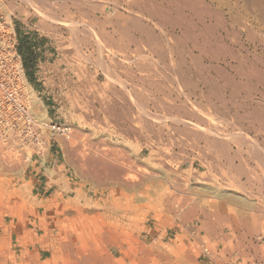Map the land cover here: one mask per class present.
<instances>
[{"label": "crops", "instance_id": "1", "mask_svg": "<svg viewBox=\"0 0 264 264\" xmlns=\"http://www.w3.org/2000/svg\"><path fill=\"white\" fill-rule=\"evenodd\" d=\"M64 1L59 0L62 6L60 12L67 10ZM111 1L92 0L91 3V0H82L81 4L87 6L91 3V13L85 8L83 12L92 19L99 40L115 51L111 56L114 62L112 65L98 52H94L91 61L86 62L88 53L92 51L89 48L86 50L81 39L79 41L77 37H72L66 27H57L50 20L47 25L52 27L43 29L37 22L31 23L18 17L19 22L15 24L14 21V25L25 77L28 81L32 77L33 82H29L38 93L42 91L46 96V109L52 118L73 123L79 122L81 115L87 121L91 118L97 122L99 131L94 134L99 142L118 143L120 147L116 148L122 150L125 156L146 161V165H149L147 160L153 151L149 140L161 139L159 128L153 125L152 130L149 126L152 124L147 116L148 108H155L158 112L165 107L174 110L173 113L176 112L182 119L179 116V119L174 117L178 121L173 119L178 123L173 128L174 138L179 143L173 155L177 160L185 161L172 165L170 170L174 174L171 186H154L145 180L143 192H139L138 197L133 199L118 194L117 191L106 192L103 189H95L89 193L86 186L72 174L75 168L62 149L51 147L44 159L33 156L30 166L20 179L0 182V188H12L10 197L8 190L0 191V264H65L63 258L72 254L81 258L78 264H264V210L247 208V201L243 196L226 193V197L222 195V198L217 199L219 205L216 207H196V201L188 199L187 206L181 212L180 208L173 206L162 207L170 198L173 202L176 197L179 198L177 189L185 187L182 178L191 177L194 182L203 174L212 179L218 173L212 167L217 164L215 159L196 157V118L191 102L198 101L201 106H220V119H226L223 121L226 123V108L230 102L238 113V123L264 124V105H255L252 101L256 93L264 92V76L253 67L238 71L239 75L229 73L225 66L227 56L212 53L213 48L208 45L212 40L205 38L200 42L197 39L196 35L199 33L193 26L197 13L202 16L206 10L202 3L189 0ZM191 5H194L193 9ZM168 37L174 40L173 43L167 41ZM20 44L22 52L19 50ZM194 44L202 47L200 54L193 52ZM156 46L160 47L156 49ZM152 60L155 61L154 64ZM108 68L121 77L124 76V71L137 70L141 75L140 83L126 86L111 83L106 76ZM221 68L224 70L222 75L232 79L231 82L236 83V87L227 82L228 77L224 80L221 72L218 74ZM148 73L157 75L162 80L153 83L142 78L144 75L148 76ZM169 76L172 77L171 85L166 78ZM175 77L177 80H174ZM255 77H260V81ZM133 96L136 98L135 103L132 101ZM217 101L219 104L215 105ZM82 108L92 111V114L82 113ZM102 108L106 109L105 112L101 111ZM135 108L141 111L146 109L144 113L141 112L143 127L139 132L132 127ZM96 110L99 111L98 116L95 114ZM169 120L173 121L171 117ZM248 127L250 130L251 127ZM244 133L249 137H242L243 140L238 144L240 147L236 149L239 153L237 156L228 154L222 137L214 138L215 144L209 137L210 146H214V152L211 153L220 156L221 164L233 163L232 174L248 171L247 164L262 173L264 132L258 133V136L251 130ZM249 153L252 155V162L239 158L250 155ZM228 156L232 157L225 158ZM110 169L111 166L108 167L109 171ZM124 169L126 170L119 166L118 171H125ZM262 182L260 187H264V180ZM16 184L23 186V192L14 189ZM200 186H189L191 193L187 196L194 197L196 189L206 193L203 195L204 199H211L217 193L212 187ZM152 188H156L154 200L148 197V193L153 192ZM166 198L168 200L165 201ZM24 204H27L26 210L22 209ZM25 211L26 221H22L20 216ZM168 219L173 220V224H167ZM97 221L105 226L99 228L95 224ZM148 221H154L153 225ZM68 224H74L75 231L70 232L65 226ZM147 241L152 242L148 244Z\"/></svg>", "mask_w": 264, "mask_h": 264}, {"label": "rangeland", "instance_id": "2", "mask_svg": "<svg viewBox=\"0 0 264 264\" xmlns=\"http://www.w3.org/2000/svg\"><path fill=\"white\" fill-rule=\"evenodd\" d=\"M81 1L82 0H65L64 6L66 7L67 10L66 12H63V11L60 12V9L62 6L60 5L59 0H37V1L36 0H1L2 7L5 12L6 18L9 19V14H10V17H12L13 23L15 21V24L19 22L18 21V17H19V18L28 20L31 23L37 22L38 26L44 29V28H47V23L51 19V17H48L46 15L52 16L53 14L51 21H53L57 27L62 26V25H63L62 27H66L72 36H74L75 38L77 37L79 41L81 39L80 42L83 43V46L86 50L89 48L92 51L91 53H88V56L89 55L90 56L88 57L87 59L88 61L86 60V62L91 61V57L94 52H99V54H101L103 58L106 57L105 59L106 61H108L107 63L112 65L113 61L111 59V56L115 54V51L111 47H106V45L102 43L99 40V38H97L98 36L95 33L94 27L92 28L93 26L92 19L89 17L88 14L85 15L83 12V8H85L86 10H90V13H91L92 11L91 3L93 2L91 0V3L85 6L81 4ZM189 1H192L198 4L202 3L206 7V10L204 13H202V16H200V13H197L196 15L197 17L195 16V20H196L195 27L199 33L198 35H196V37H198L197 39L200 42H202L205 38L215 41L214 39V36H215L217 37V40L221 42H225L226 45L228 44L227 46L229 47V53L227 54V62H226V67L228 68V72L233 73V74H238V71H242L243 69H251L253 67L257 69L258 71H260V73L264 76V39H263L264 38V23H263L264 22V0H194V1L189 0ZM36 6L38 7L39 10L36 8ZM216 12L218 13L220 12L219 15ZM216 15H218L217 18L215 17ZM54 16L55 18H53ZM54 19H58V21ZM232 20H234L235 22ZM74 22L76 24H74ZM209 23L211 26L209 25ZM209 27L212 28L211 29L212 31H210ZM236 30L237 31L239 30V31L237 32ZM252 31L253 33H251ZM255 34H257V36ZM167 41L170 43H173L174 40L168 37ZM196 46L197 48L194 49L193 52L198 53L199 45L196 44ZM190 47L192 48V43L190 44ZM221 53H223L224 55L226 54L224 51H222ZM217 54L218 53H216L215 55ZM230 54H233L234 56ZM105 59L103 60L105 61ZM152 62L153 64L155 63L154 60H152ZM235 69L237 70V72ZM136 71L137 70H134V69L131 71L130 70L124 71L123 73L124 76L121 77L119 74H117L114 71L112 72L109 69V73H107V77L110 80V82L114 84H116L118 80L119 81L117 83L119 84H127V85L139 84L141 75L140 73H138L139 71L137 72ZM142 78L144 79L147 78L149 82L154 81L153 83L157 82V80H160V79L162 80V78L158 77L157 75H150V74H148V76L144 75ZM166 78L167 79L169 78L168 79L169 85H171L172 77L169 76ZM175 80H177L176 77H175ZM27 83L28 85L31 86L33 91H35L37 98H39L42 101L43 107L46 108L47 102H45L46 96H44V93L42 91L41 93H38L35 86L32 85L28 80H27ZM29 93H30V90H29ZM228 94H230V91H228ZM254 96L255 97L253 98L252 101L255 105L256 104L264 105V92L259 91ZM135 100L136 98L133 96L132 101L135 102ZM235 102L236 101L234 100V103ZM218 104L219 102L217 101L215 105H218ZM31 105H32V102H31ZM213 106H201L199 102L197 101L193 102L192 104V108L194 111H196L195 112L196 115L197 116L199 115L198 117H200L199 119L198 117L196 118L198 120H201L200 122L197 120L196 121L197 123L195 124L196 132L198 134L197 135L198 140L196 139V152L195 153H196L197 159H204V158L216 159L217 164H213L212 167L215 170H218V173L214 175L212 174L213 175L212 179H209V177H206L205 174H203L201 178L197 177L194 182L191 181V177L182 178V180L185 182V187H179L177 189L179 191V198L176 197L174 202L172 201V198H170L169 199L170 201L167 202L166 200L168 199L166 198L165 199L166 202L163 203L162 207L170 208L173 206V207H176L177 209L180 208V212H181L182 209L187 206L189 202L188 199H194L196 201V205L198 206L207 205L209 207H216L219 205L217 199H219L222 195L226 193L232 192V193L237 194L238 196H243L245 199H247L246 200L248 201L247 208L264 210V187H260L261 183H263L262 181L264 180V172L262 173L257 172L258 171L257 169L247 164L246 168L249 169L248 171L237 173V174L236 173L232 174L231 170L234 168V164L233 163L226 164L225 162L221 164L219 162L220 156L213 155L211 153V151L214 152V149L212 147L213 145L209 147V141H208V137L210 138L213 137L212 140L214 138L219 139L222 137L223 141H225L226 145H228L227 147L228 154H232V156L234 157L235 154H239L237 153L238 151L236 150L238 143L242 141L241 139L244 135L247 136L244 132H249L251 130L252 132L256 133L255 136H258L259 135L258 133L264 132V124L243 125L241 123H238L236 120L237 111L235 110V108L231 107L230 102L228 104V108H226V112H227L226 114L228 115V121L227 123L223 122L224 120L220 119V106L218 107L217 106L213 107ZM37 108L39 110H42L40 106H38ZM81 110H82V113H87L89 115L92 114V111L90 110L83 109V108ZM104 110L106 109L102 108L101 111L105 112ZM140 110L138 108L133 109V112H134L133 118H135V120L132 123V127L137 132H139V130L143 127V125H141L142 124L141 123L142 114ZM173 112L174 110L172 111L171 109H160V112H158L157 109L155 108H148V118L152 124L149 126H151L152 130H153V125L158 127L159 136L161 138L159 140H149V144L153 148L151 156L147 160L149 165H146L147 164L146 161H139L138 159H135L133 157L132 159H129L127 156L124 155L122 150L116 148V147H120L119 146L120 144L118 143L114 142L110 144V143H105L102 141L99 142L97 139L98 137L94 134L99 131L97 128L98 127L97 122L93 121L91 118H89V120L87 121L85 117L82 115L80 116L79 122L73 123L65 119H54L52 118L50 113L47 112V117L49 118L48 121L52 120L54 122H57L59 124L69 127V133H70V137L66 139L65 137H62L59 135L50 134L49 133L50 129L47 127V154L51 147L62 149L66 157L68 158L70 164L75 168L74 170L75 172L74 173L72 172V174H75L78 178V181L83 183V186H86V189L89 190V193L94 192L95 189H97L96 191L103 189V191H106V192H116L117 191L118 194H122L126 197H132L134 199L138 197L139 192L141 191L143 192L144 188L142 189V186L144 185L145 180H147L149 183H153L154 186H158V185L160 186L165 185L166 187L171 186L170 182L172 181L173 174H174L172 170H170L172 168V165L181 164L185 161V160L179 161L177 160V158H174V155H173V151L177 147L176 144H179L178 142H176L178 140L174 138L175 135H174V128H173L174 126L177 127L178 124L177 123L175 124L174 121L169 120V118L172 116H173L172 120L174 119V117L179 116L176 112L175 113ZM98 113L99 111L96 110L95 111L96 116H98ZM211 115H214V116L211 117ZM213 117H215V119ZM215 122H217V124ZM248 126L251 127L250 130ZM210 130L214 132H210ZM154 131H156L155 128H154ZM164 131H167V132L164 133ZM208 132L211 134H208ZM233 134H234V137H233ZM249 154L250 155H245L244 157L239 156V158L252 162V155L251 153ZM92 155H93V160H91ZM232 156H228L227 158L230 159ZM96 160H97V165H96ZM92 161H93V164H92ZM192 161L193 159L191 160V162ZM19 162L17 163L18 167L15 171H11L9 169L7 170L1 169L3 170L1 172L0 170V182H7L13 179H20L24 175V173L27 171V168L30 166L31 162L28 164H24L23 161L22 162L19 161ZM102 162L104 163L106 162L105 165H103ZM82 163H85V164H82ZM98 164H100L99 167H98ZM108 165L111 166L110 171L108 170V167H109ZM209 165H210V162L208 163V167ZM88 166H91V167L89 168ZM94 166H97L96 167L97 169L94 168ZM119 166H122L123 168L126 167L127 171H124V172L118 171ZM85 169L86 171H84ZM219 171L221 172L219 173ZM221 174H222V177H221ZM123 179L126 181H124ZM157 181H159L158 184H156ZM193 184H195L196 186L201 185L205 187H212L213 189L217 191V193L212 195L211 199H207V198L204 199L203 195H205L206 193L200 192L198 189H196L195 196L189 198L187 196L189 195V192H190L189 186L192 187ZM243 184L245 187L243 186ZM15 187L16 188L14 189H17L18 191H22L21 189L23 188V186L16 184ZM3 190L4 192L5 190H8L10 193V195L8 196L9 197L11 196V192H10L12 191L11 187L9 188L3 187V189L0 188V191H3ZM151 190L153 192L152 193L149 192L148 197L150 198V200H154L155 199L154 195L156 194V188H152ZM168 192L169 194H171L170 188H168ZM223 197H225V195ZM26 206L27 204H24L22 209L26 210ZM20 217L22 221H26L27 212L25 211V213L21 214ZM153 222L154 221H152V223L151 221H148L150 225H153ZM166 223L173 224V220L168 219ZM95 224H97L99 228H102L105 226L104 223L100 221H97ZM65 226L70 232L75 231L74 224L72 225L68 224ZM147 242L148 244H150L152 241H147ZM80 259H81L80 257H77L74 254L68 255L67 257L63 258L65 264H70V262H72L71 264H78V261Z\"/></svg>", "mask_w": 264, "mask_h": 264}, {"label": "built area", "instance_id": "3", "mask_svg": "<svg viewBox=\"0 0 264 264\" xmlns=\"http://www.w3.org/2000/svg\"><path fill=\"white\" fill-rule=\"evenodd\" d=\"M18 45L15 25L0 0V170L15 171L19 161L28 164L33 156L46 158L47 127L52 135L70 137L69 127L47 124L33 109Z\"/></svg>", "mask_w": 264, "mask_h": 264}, {"label": "bare ground", "instance_id": "4", "mask_svg": "<svg viewBox=\"0 0 264 264\" xmlns=\"http://www.w3.org/2000/svg\"><path fill=\"white\" fill-rule=\"evenodd\" d=\"M36 1H37V0H36ZM102 1H103V0H102ZM110 1H111V0H110ZM164 1H165V0H164ZM45 2H46V1H45ZM111 2H112V1H111ZM113 2H114V1H113ZM115 2H116V1H115ZM177 2H178V1H177ZM59 3H60V2H59ZM109 3H110V2H109ZM187 3H188V2H187ZM227 3H228V2H227ZM34 4H35V3H34ZM34 4H33V5H34ZM112 4H113V3H112ZM116 4H117V2H116ZM131 4H132V3H131ZM190 4H191V3H190ZM219 4H220V3H219ZM180 5H181V4H180ZM229 5H230V4H229ZM229 5H228V6H229ZM136 6L138 7V5H136ZM214 6H215V5H214ZM28 7H29V6H28ZM32 7H33V6H32ZM193 7H194V5H193ZM193 7H192V5H191V8H192V9H193ZM199 7H201V6H199ZM199 7H198V8H199ZM203 7H204V6H203ZM36 8L38 9L37 6H36ZM98 8H99V7H98ZM195 8H196V7H195ZM205 8H206V7H205ZM42 9H43V8H42ZM199 9H202V7L199 8ZM203 9H204V8H203ZM240 9H241V8H240ZM38 10H39V9H38ZM38 10H37V11H38ZM180 10H181V9H180ZM180 10H179V11H180ZM212 10H213V9H212ZM41 11H42V10H41ZM41 11H40V12H41ZM48 11H49V10H48ZM108 11H109V10H108ZM202 11H203V10H202ZM204 11H205V10H204ZM204 11H203V13H204ZM207 11H208V10H207ZM164 12H165L166 14H167V13L169 14V12H168V11L166 12V10H165ZM181 12H182V10H181ZM210 12H211V11H210ZM210 12H209V14H210ZM54 13H55V12H54ZM170 13H171V12H170ZM207 13H208V12H207ZM216 13H218V12H216ZM219 13H220V12H219ZM219 13H218V15H219ZM243 13H244V12H243ZM42 14H43V13H42ZM168 14H167V15H168ZM173 14H174V13H173ZM173 14H172V15H173ZM194 14H195V13H194ZM209 14H207V15H209ZM233 14H234V13H233ZM241 14H242V13H241ZM61 15H62V14H61ZM167 15H166V16H167ZM190 15H191V14H190ZM195 15H196V14H195ZM195 15H194V16H195ZM214 15H215V14H214ZM218 15H216L215 17L217 18ZM46 16L51 17V19H52L53 14H52V16H49V15H46ZM55 16H56V15H55ZM55 16H54L53 18H55ZM168 16H170V15H168ZM56 17H57V16H56ZM171 17H172V16H171ZM171 17H170V18H171ZM192 17H193V16H192ZM196 17H197V16H196ZM211 17H212V16H211ZM215 17H214V18H215ZM11 18H12V17H10V14H9V19H11ZM152 18H153V17H152ZM152 18H151L150 20H152ZM204 18H205V17H204ZM216 18H215V19H216ZM219 18H220V17H219ZM221 18H222V17H221ZM49 19H50V18H49ZM51 19H50V20H51ZM160 19H161V18H160ZM174 19H175V18H174ZM193 19H194V18H193ZM198 19H199V18H198ZM210 19H211V18H210ZM259 19H260V18H259ZM54 20H57V21H58V19H54ZM64 20H65V19H64ZM148 20H149V19H148ZM166 20H168V19H166ZM171 20H172V19H171ZM186 20H187V19H186ZM186 20H185V21H186ZM222 20H223V19H222ZM247 20H248V19H247ZM261 20H262V19H261ZM59 21H60V19H59ZM161 21H162V19H161ZM187 21H188V20H187ZM197 21H198V20H197ZM212 21H213V20H212ZM220 21H221V20H220ZM232 21H234V20H232ZM239 21H240V20H239ZM162 22H163V21H162ZM201 22H202V21H201ZM234 22H235V21H234ZM250 22H251V21H250ZM259 22H260V21H259ZM259 22H258V23H259ZM41 23H42V22H41ZM46 23H47V22H46ZM56 23H57V22H56ZM77 23H78V22H77ZM79 23H80V22H79ZM155 23H156V22H155ZM167 23H168V22H167ZM263 23H264V22H263ZM263 23H262V24H263ZM74 24H76V23L74 22ZM81 24H82V23H81ZM189 24H190V23H189ZM207 24H208V23H207ZM235 24H236V23H235ZM190 25H191V24H190ZM192 25H193V24H192ZM209 25H210V23H209ZM253 25H254V24H253ZM62 26H63V25H62ZM78 26H79V25H78ZM97 26H98V25H97ZM210 26H211V25H210ZM256 26H257V25H256ZM47 27H52V26H48V25H47ZM85 27H86V26H85ZM106 27H107V26H106ZM179 27L182 28L183 26H181V24L179 23ZM193 27H195V26H193ZM224 27H225V26H224ZM239 27H240V26H239ZM77 28H78V27H77ZM92 28H93V26H92ZM209 28H210V31H212V30H211L212 28H211V27H209ZM53 29H54V28H53ZM86 29H88V28H86ZM105 29H106V28H105ZM174 29H175V28H174ZM213 29H214V28H213ZM55 30H56V29H55ZM101 30H102V29H101ZM181 30H182V29H181ZM232 30H233V29H232ZM79 31H80V30H79ZM188 31H189V30H188ZM236 31H237V30H236ZM238 31H239V30H238ZM238 31H237V32H238ZM90 32H91V31H90ZM227 32H228V31H227ZM248 33H249V32H248ZM251 33H253V31H252ZM74 34H75V33H74ZM111 34H112V33H111ZM185 34H186V33H185ZM156 35H158V34H156ZM156 35H155V38L158 37V36H156ZM163 35H164V34H163ZM211 35H212V34H211ZM241 35H242V34H241ZM252 35H254V34H252ZM255 35L257 36V34H255ZM85 36H86V35H85ZM87 36H88V35H87ZM129 36H130V35H129ZM142 36H143V35H142ZM183 36H184V35H183ZM248 36H249V35H248ZM72 37H73V36H72ZM82 37H83V35H82ZM95 37H96V36H95ZM253 37H254V36H253ZM88 38H89V37H88ZM97 38H98V37H97ZM127 38H128V37H127ZM129 38H130V37H129ZM151 38H152V37H151ZM158 38H159V37H158ZM251 38H252V37H251ZM74 39H75V38H74ZM115 39H116V38H115ZM119 39H120V38H119ZM156 39H157V38H156ZM214 39H215V41L213 40L212 42H210V43L208 44V45L212 46V48H213V49H212V53H213L214 55H215L216 53H218V54H223V53H221V52L224 51V52L226 53L225 55L227 56V54L229 53V47L227 46L228 44L226 45L225 42H221V43H222V44H221V43L219 42V40H217V37H215V36H214ZM263 39H264V38H263ZM85 40H86V39H85ZM133 40H134V39H133ZM133 40H132V41H133ZM157 40H159V39H157ZM157 40H156V41H157ZM193 40H194V38H193ZM250 40H251V39H250ZM253 40H254V38H253ZM76 41H77V39H76ZM98 41H99V40H98ZM121 41H122V40H121ZM159 41H160V40H159ZM206 41H207V40H206ZM206 41H205V42H206ZM73 42H74V41H73ZM78 42H79V41H78ZM150 42H151V41H150ZM196 42H197V41H196ZM98 43H99V42H98ZM77 44L79 45V43H77ZM164 44H165V43H164ZM199 44H200V42H199ZM96 45H97V44H96ZM156 45H158V43H157ZM200 45H201V44H200ZM208 45H207V46H208ZM168 46H169V45H168ZM181 46H182V45H181ZM204 46H205V45H204ZM210 46H209V48H210ZM229 46H230V45H229ZM98 47H99V45H98ZM98 47H97V48H98ZM104 47H105V46H104ZM138 47H139V46H138ZM153 47H154V46H153ZM159 47H160V46H159ZM159 47H158V48H159ZM231 47H232V46H231ZM75 48H76V47H75ZM158 48H157V46H156V49H158ZM196 48H197V46H196V44H194V46H193V51H194V49H196ZM201 48H202V47H201ZM201 48L198 47L199 52L201 51ZM103 49H104V48H103ZM138 49H139V48H138ZM140 49L142 50V48H140ZM160 49L162 50L163 48H160ZM207 49H208V48H207ZM135 50H136V49H135ZM161 50H160V51H161ZM163 50H164V49H163ZM210 50H211V49H210ZM93 51H94V50H93ZM136 51H137V50H136ZM153 51H154V50H153ZM176 51H177V49H176ZM176 51H174V52H176ZM178 51H179V49H178ZM178 51H177V52H178ZM158 52H159V51H158ZM158 52H157V53H158ZM161 52H162V51H161ZM161 52H159V53L161 54ZM179 52H181V51H179ZM185 52H186V51H185ZM199 52H198V53H199ZM215 52H216V53H215ZM90 53H91V52H90ZM98 53H99V52H98ZM103 53H104V52H103ZM119 53H120V52H119ZM162 53H163V54H166L165 52H162ZM195 53H196V52H195ZM116 54H117V53H116ZM160 54H159V56H160ZM199 54H200V53H199ZM218 54H217V55H218ZM140 55H142V54H140ZM196 55H197V54H196ZM225 55H224V56H225ZM230 55L234 56L233 54H230ZM89 56H90V55H89ZM89 56H88V57H89ZM145 56H146V54H145ZM162 56H163V55H162ZM197 56H198V55H197ZM208 56H209V55H208ZM211 56H212V55H211ZM221 56H222V55H221ZM140 57H141V56H140ZM148 57H149V56H148ZM84 58H85V57H84ZM124 58H125V57H124ZM143 58H145V57H143ZM207 58H208V57H207ZM89 59H90V58H89ZM111 59H112V57H111ZM148 59L150 60L151 57L148 58ZM161 59H162V57H161ZM234 59H235V58H234ZM244 59H245V58H244ZM255 59H256V58H255ZM85 60H86V59H85ZM102 60H103V59H102ZM132 60H133V59H132ZM135 60H136V59H135ZM140 60H141V59H140ZM142 60H143V59H142ZM87 61H88V60H87ZM96 61H97V60H96ZM112 61H113V60H112ZM112 61H111V62H112ZM115 61H116V60H115ZM145 61L147 62L148 60H145ZM220 61H221V60H220ZM244 61H245V60H244ZM75 62H76V61H75ZM116 62H117V61H116ZM131 62H132V61H131ZM156 62H157V61H156ZM160 62H161V61H160ZM180 62H181V61H180ZM202 62H203V60H202ZM204 62H205V61H204ZM102 63H103V62H102ZM113 63H114V62H113ZM128 63H129V62H128ZM133 63H134V62H133ZM148 63H149V62H148ZM157 63H158V62H157ZM115 64H116V63H115ZM115 64H114V65H115ZM144 64H145V63H144ZM149 64H151V63H149ZM227 64H228V63H227ZM118 65H119V64H118ZM123 65H124V64H123ZM139 65H140V64H139ZM257 65H258V64H257ZM142 66H143V65H142ZM173 66H174V65H173ZM175 66H176V65H175ZM175 66H174V67H175ZM214 66H215V65H214ZM225 66H226V65H225ZM248 66H249V65H248ZM253 66H254V65H253ZM139 67H140V66H139ZM197 67H198V66H197ZM219 67H220V66H218V68H219ZM249 67H250V66H249ZM254 67H255V66H254ZM106 68H107V67H106ZM148 68H149V67H148ZM171 68H172V67H171ZM201 68H202V67H201ZM201 68H200V69H201ZM203 68H204V67H203ZM211 68H212V67H211ZM224 68H225V67H224ZM108 69H109V68H108ZM121 69H122V68H121ZM212 69H213V68H212ZM237 69H239V68H237ZM252 69H253V68H252ZM106 70H107V69H106ZM175 70H176V69H175ZM201 70H202V69H201ZM221 70H222V68H221ZM221 70H218V72H219L218 74H220V72H221V75H222V73H224V70H222V71H221ZM235 70H236V69H235ZM254 70H255V69H254ZM118 71H119V70H118ZM245 71H246V70H245ZM247 71H248V70H247ZM251 71L253 72V70H251ZM251 71H250V73H251ZM105 72H106V71H105ZM236 72H237V70H236ZM257 72H258V71H257ZM257 72H256L255 74H257ZM107 73H108V72H107ZM107 73H106V74H107ZM200 73H202V72L200 71ZM216 73H217V72H216ZM250 73H249V74H250ZM21 74H22L21 76H22L23 81H25V83H26V85H27V88L30 90L29 95H30V101L32 102V107H33V109H34V110L36 111V113L39 115V118H41L42 120H46V121H47V124H48L50 120L48 121L49 118L47 117V109H46L45 107H43V103H42V101H41L39 98H37V96H36V94H35V91H33V89L31 88L30 85H28V83H27V79H26L24 73L22 72ZM115 74H116V73H115ZM136 74H137V73H136ZM148 74H149V73H148ZM239 74H240V73L238 72V75H239ZM241 74H242V73H241ZM244 74H246V73H244ZM255 74H253V75L256 76ZM258 74H259V73H258ZM133 75H134V74H133ZM150 75H151V74H150ZM175 75H176V74H175ZM247 75H248V74H247ZM253 75H250V76H253ZM106 76H107V75H106ZM176 76H177V75H176ZM231 76H232V75H231ZM244 76H246V75H244ZM116 77H117V75H116ZM128 77H129V76H128ZM177 77H178V76H177ZM222 77L224 78V80H226V77H228V76L225 77L224 75H222ZM248 77H249V76H248ZM109 78H110V77H109ZM111 78H112V77H111ZM180 78H181V77H180ZM250 78H251V77H250ZM253 78H254V77H253ZM255 78H256V77H255ZM259 78H260V77H259ZM259 78L257 77L256 79L258 80ZM113 79H114V78H113ZM168 79H169V78H168ZM260 79H261V78H260ZM124 80H125V79H124ZM135 80H136V79H135ZM174 80H175V79H174ZM180 80H181V79H180ZM231 80H232V79H230L229 77L227 78V82H228L230 85L232 84ZM234 80H235V79H234ZM247 80H248V78H247ZM118 81H119V80H118ZM118 81H117V82H118ZM178 81H179V79H178ZM184 81H185V80H184ZM258 81H260V80H258ZM117 82H116V83H117ZM127 82H128V81H127ZM153 82H154V81H153ZM234 82H235V81H234ZM261 82H263V81H261ZM261 82H260V83H261ZM245 83H246V82H245ZM238 84H239V83H238ZM238 84H237V85H238ZM122 85H123V84H122ZM124 85L126 86V84H124ZM232 85H234V86L236 87V83H235V84H232ZM239 85H240V84H239ZM241 85H242V84H241ZM153 86H154V85H153ZM234 86H233V87H234ZM248 86L250 87L251 85L248 84ZM158 87H159V86H158ZM230 87H231V86H230ZM238 87H239V86H238ZM188 88H189V87H188ZM251 88H252V87H251ZM159 89H160V88H159ZM214 89H215V87H214ZM235 89H236V88H235ZM260 89H261V88H260ZM125 90H126V89H125ZM126 91H127V90H126ZM242 91H243V90H242ZM123 92H124V91H123ZM181 92H182V91H181ZM188 92H189V91H188ZM126 93H127V92H126ZM212 93H214L213 90H212ZM215 93H217V92H215ZM246 93H247V92H246ZM127 94H128V93H127ZM153 94H154V93H153ZM209 94H210V93H209ZM217 94H218V93H217ZM262 94H263V93H262ZM120 95H121V93H120ZM130 95H131V94H130ZM250 95H251V94H250ZM211 96H212V95H211ZM215 96H216V94H215ZM122 97H123V96H122ZM200 97H201V96H200ZM231 97H232V96H231ZM250 97H251V96H250ZM252 97H253V95H252ZM218 98H219V96H218ZM117 99H118V98H117ZM124 99H125V98H124ZM211 99H212V98H211ZM161 100H162V99H161ZM179 100H180V99H179ZM185 100H186V99H185ZM187 100H188V99H187ZM158 101H159V100H158ZM188 101H189V100H188ZM250 101H251V100H250ZM115 102H117V101H115ZM197 102H198V101H197ZM134 103H135V102H134ZM185 103H186V101L184 102V104H185ZM191 103L193 104V101H192ZM211 103H212V102H211ZM220 103H221V102H220ZM226 103H227V102H226ZM178 104H179V103H178ZM204 104H205V103H204ZM234 104H235V103H234ZM234 104H233V105H234ZM238 104H239V103H238ZM137 105H138V104H137ZM139 105H140V104H139ZM165 105H166V104H165ZM165 105H164V106H165ZM194 105H195V104H194ZM202 105H203V104H202ZM262 105H263V104H262ZM38 106H40L42 110H39V109L37 108ZM109 106H110V105H109ZM125 106H126V105H125ZM164 106H163V107H164ZM212 106H213V105H212ZM222 106H224V105H222ZM234 106H235V105H234ZM237 106H238V105H237ZM237 106H236V107H237ZM243 106H244V104H243ZM250 106H251V105H250ZM111 107H112V106H111ZM138 107H139V106H138ZM141 107H143V106H141ZM141 107H140V108H141ZM144 107H145V105H144ZM144 107H143V108H144ZM163 107H162V108H163ZM171 107H172V106H171ZM193 107H194V106H193ZM213 107H214V106H213ZM217 107H218V106H217ZM217 107H216V108H217ZM132 108H133V107H132ZM143 108H142V109H143ZM165 108H166V107H165ZM165 108H164V109H165ZM185 108H186V107H185ZM222 108H224V107H222ZM243 108H244V107H243ZM138 109H139V108H138ZM239 109H240V108H239ZM114 110H115V109H114ZM139 110H140V109H139ZM104 111H105V110H104ZM143 111H144V110H143ZM143 111L140 110V112H143ZM145 111H146V109H145ZM145 111H144V112H145ZM221 111H222V110H221ZM115 112H116V110H115ZM144 112H143V113H144ZM169 112H170V111H169ZM195 112H196V111H195ZM195 112H194V113H195ZM255 112H256V111H255ZM110 113H111V112H110ZM213 113H214V112H213ZM153 114H154V113H153ZM205 114H206V113H205ZM220 114H221V113H220ZM236 114H238V113H236ZM249 114H250V113H249ZM140 115H141V114H140ZM144 115H145V114H144ZM190 115H191V114H190ZM207 115H208V114H207ZM221 115H222V114H221ZM256 115H257V114H256ZM119 116H120V115H119ZM147 116H148V115H147ZM156 116H157V115H156ZM159 116H160V115H159ZM163 116H164V115H163ZM166 116H167V115H166ZM198 116H199V115H198ZM198 116H197L196 113H195V118L198 117ZM209 116H210V115H209ZM212 116H214V115H211V117H212ZM111 117H112V116H111ZM139 117H140V116H139ZM164 117H165V116H164ZM167 117H168V116H167ZM167 117H166V118H167ZM172 117H173V116H172ZM172 117H171V118H172ZM179 117H180V116H179ZM179 117H178V119H179ZM218 117H219V116H218ZM227 117H228V116H227ZM227 117L225 116V118H227ZM244 117H245V116H244ZM180 118H181V117H180ZM199 118H200V117H198V119H199ZM213 118L215 119V117H213ZM216 118H217V117H216ZM155 119H156V117H155ZM155 119H154V120H155ZM164 119H165V118H164ZM174 119H175V118H174ZM181 119H182V118H181ZM198 119L196 118V121H197ZM245 119H246V118H245ZM248 119H249V118H248ZM175 120H177V119H175ZM187 120H188V118H187ZM225 120H226V119H225ZM225 120H224V121H225ZM139 121H140V120H139ZM160 121H161V120H160ZM173 121H174V120H173ZM177 121H178V120H177ZM179 121H180V120H179ZM190 121H191V120H190ZM198 121L200 122L201 120H198ZM215 121H216V120H215ZM218 121H219V120H218ZM255 121H256V120H255ZM161 122H162V121H161ZM174 122H175V121H174ZM181 122H182V121H181ZM188 122H189V121H188ZM219 122H220V121H219ZM184 123H185V122H184ZM186 123H187V122H186ZM196 123H197V122H196ZM215 123L217 124V122H215ZM239 123H240V122H239ZM175 124H176V123H175ZM177 124H178V123H177ZM218 124H219V123H218ZM184 125H185V124H184ZM187 125H189V123H188ZM240 125H241V124H240ZM255 127H256V126H255ZM193 128H194V127H193ZM211 128H212V127H211ZM186 129H187V128H186ZM188 129H189V128H188ZM188 129H187V130H188ZM212 129H213V128H212ZM212 129H211V130H212ZM219 129H220V128H219ZM241 129H243V128H241ZM175 130H176V129H175ZM211 130H210V132H214V131H211ZM172 131H173V130H172ZM218 131H219V130H218ZM184 132H185V131H184ZM215 132H216V131H215ZM146 133H147V132H146ZM205 133H206V132H205ZM219 133H220V132H219ZM221 133H222V132H221ZM234 133H235V132H234ZM73 134H74V133H73ZM189 134H190V133H189ZM208 134H211V133L208 132ZM236 134H237V133H236ZM168 135H169V134H168ZM187 135H188V134H187ZM190 135H191V134H190ZM195 135H196V134H195ZM197 135H198V134H197ZM199 135H200V134H199ZM204 135H205V134H204ZM217 135H218V134H217ZM223 135H224V134H223ZM229 135H230V134H229ZM231 135H232V134H231ZM237 135H238V134H237ZM239 135H240V133H239ZM185 136H186V135H185ZM200 136H201V135H200ZM200 136H199V137H200ZM205 136H206V135H205ZM220 136H222V135H220ZM226 136H227V134H226ZM244 136H245V135H244ZM244 136H243V137H244ZM217 137H218V136H217ZM230 137H231V136H230ZM233 137H234V134H233ZM233 137H232V139H233ZM167 138H168V137H167ZM212 138H213V137H212ZM196 139H197V137H196ZM199 139H200V138H199ZM210 139H211V138H210ZM227 139H228V138H227ZM65 140H66V139H65ZM189 140H190V139H189ZM197 140H198V139H197ZM208 140H209V137H208ZM242 140H243V139H242ZM245 140H246V139H245ZM160 141H161V140H160ZM175 141H176V140H175ZM211 141H213V140L211 139ZM215 141H218V140H215ZM219 142H220V141H219ZM219 142H218V149H220V148H219V147H220ZM229 142H230V141H229ZM233 142H234V141H233ZM235 142H236V141H235ZM239 143H240V142H239ZM239 143H238V144H239ZM213 144H215V143H213ZM247 144H248V143H247ZM176 145H177V144H176ZM250 145H251V144H250ZM174 146H175V145H174ZM215 146H216V145H215ZM242 146H243V145H242ZM209 147H211L210 144H209ZM212 147H213V149H214V146H212ZM226 147H228V145H227ZM252 147H253V146H252ZM237 148H239V147L237 146ZM237 148H236V149H237ZM200 149H201V148H200ZM215 149H216V147H215ZM224 149H225V148H224ZM241 149H242V148H241ZM246 149H247V148H246ZM262 149H263V148H262ZM211 150H212V149H211ZM211 152H212V151H211ZM245 152H246V151H245ZM201 153H202V152H201ZM233 153H234V152H233ZM237 153H238V152H237ZM225 154H226V152H225ZM89 155H90V154H89ZM216 155H217V154H216ZM227 155H228V154H227ZM90 156H91V155H90ZM202 156H203V155H202ZM236 156H237V154H236ZM85 157H86V156H85ZM100 157H101V156H100ZM200 157H201V156H200ZM225 158H227V157H225ZM43 159H44V158H43ZM86 159H87V158H86ZM241 159H242V158H241ZM91 160H93V155H92V159H91ZM215 160H216V159H215ZM86 161H87V160H86ZM100 161H102V160H100ZM106 161H107V160H106ZM21 162H22V161H21ZM84 162H85V161H84ZM87 162H88V161H87ZM98 162H99V161H98ZM208 162H209V161H208ZM236 162H237V161H236ZM247 162H248V161H247ZM19 163H20V162H19ZM105 163H106V162H105ZM105 163L102 162L103 165H105ZM206 163H207V162H206ZM253 163H254V162H253ZM82 164H85V163H82ZM89 164H90V163H89ZM92 164H93V161H92ZM107 164H108V162H107ZM94 165H95V164H94ZM96 165H97V160H96ZM211 165H212V164H211ZM79 166H80V165H79ZM99 166H100V164H98V167H99ZM108 166H110V165H108ZM241 166H242V165H241ZM241 166H240V167H241ZM17 167H18V166H17ZM82 167H83V166H82ZM88 167L90 168L91 166H88ZM96 167H97V166H94V168H96ZM101 167H102V166H101ZM92 168H93V166H92ZM122 168H123V167H122ZM125 168H126V167H125ZM227 168H228V167H227ZM96 169H97V168H96ZM96 169H94V170H96ZM118 169H119V168H118ZM87 170H88V169H87ZM124 170H125V169H124ZM234 170H235V169H234ZM2 171H3V170H1V172H2ZM84 171H86V169H85ZM90 171H91V170H90ZM120 171H122V170H120ZM125 171H127V170H125ZM208 171H209V170H208ZM5 172H6V171H5ZM123 172H124V171H123ZM257 172H258V171H257ZM210 173H211V172H210ZM239 173H240V172H239ZM119 174H120V173H119ZM104 175H105V174H104ZM151 175H152V174H151ZM109 176H110V175H109ZM109 176H108V177H109ZM117 176H118V175H117ZM136 176H137V175H136ZM101 177H102V176H101ZM129 177H130V175H129ZM252 177H254V176H252ZM98 178H99V177H98ZM112 178H113V177H112ZM139 178H140V177H139ZM119 179H120V177H119ZM119 179H118V180H119ZM123 180H124V179H123ZM127 180H128V179H127ZM124 181H126V180H124ZM136 182H137V181H136ZM136 182H134V183H136ZM127 183H128V181H127ZM129 183H131V182H129ZM200 187H201V186H200ZM197 188H198V187H197ZM232 194H233V193H232ZM221 195H222V194H221ZM234 195H235V194H234ZM261 195H262V194H261ZM225 197H226V196H225ZM230 200H231V199H230ZM244 200H245V198H244ZM246 200H247V199H246ZM198 202H199V201H198ZM230 202H231V201H230ZM237 202H238V201H237ZM247 203H248V201H247ZM194 204H195V203H194ZM252 204H253V202H252ZM195 206H196V204H195ZM196 207H197V206H196ZM196 207H194V208H196ZM251 207H252V206H251ZM204 208H205V207H204ZM196 212H197V211H196ZM204 212H205V211H204ZM240 212H241V211H240ZM91 213H92V212H91ZM187 213H188V212H187ZM206 214H207V213H206ZM240 214H241V213H240ZM240 214L238 213V215H240ZM186 215H187V214H186ZM238 217H239V216H238ZM241 217H242V216H241ZM240 220H241V219H240ZM244 225H245V224H244ZM244 225H243V226H244ZM247 230L249 231L250 229H247ZM248 231H247V232H248ZM67 234H68V233H67ZM250 234H251V233H250ZM101 235H103V234H101ZM105 236H106V235H105ZM244 238H245V237H244ZM113 239H116V238L113 237ZM68 240H69V239H68ZM68 240H67V242H68ZM69 241H70V240H69ZM106 241L108 242V240H106ZM64 242H65V241H64ZM67 242H66V243H67ZM70 243H71V242H70ZM70 243H68V244H70ZM140 243H141V242H140ZM119 244H120V243H119ZM116 245H117V244H116ZM64 246H65V243H64ZM70 246H71V245H70ZM246 246H247V245H246ZM255 246H256V245H255ZM140 247H142V245H141ZM243 247H244V246H243ZM67 248H68V247H67ZM71 248H72V246H71ZM92 248H93V245H92ZM204 248H205V247H204ZM79 249H80V248H79ZM253 249H254V248H253ZM256 249H257V248H256ZM256 251H257V250H256ZM79 252H80V251H79ZM156 252H157V251H156ZM34 253H35V252H34ZM67 253H68V252H67ZM72 253H73V252H72ZM81 253H82V252H81ZM158 253H159V252H158ZM160 253H161V252H160ZM163 253H164V252H163ZM247 253H248V252H247ZM2 254H3V253H2ZM60 254H61V253H60ZM70 254H71V253H70ZM164 254H165V253H164ZM36 255H37V254H36ZM63 255H64V254H63ZM91 255H92V254H91ZM96 255H97V254H96ZM158 255H159V254H158ZM212 256H213V255H212ZM212 256H211V257H212ZM34 257H35V255H34ZM87 257L89 258V256H87ZM91 257H92V256H91ZM211 257H210V258H211ZM73 258H74V257H73ZM73 258H72V259H73ZM85 258H86V257H85ZM104 258H105V257H104ZM212 258H214V257H212ZM89 259H90V258H89ZM73 260H74V259H73ZM86 260H87V259H86ZM90 260H94V258H93V259H90ZM102 260H103V259H102ZM67 261H68V260H67ZM103 261H104V260H103ZM94 262H96V261H94ZM66 263H67V262H66ZM71 263H72V262H70V264H71ZM76 263H77V262H76ZM111 263H112V262H111ZM112 264H113V263H112Z\"/></svg>", "mask_w": 264, "mask_h": 264}, {"label": "trees", "instance_id": "5", "mask_svg": "<svg viewBox=\"0 0 264 264\" xmlns=\"http://www.w3.org/2000/svg\"><path fill=\"white\" fill-rule=\"evenodd\" d=\"M19 50L22 52V47H21V44H20V46H19ZM26 62V61H25ZM26 65V64H25ZM29 81H31V83L33 82V79H32V77H29Z\"/></svg>", "mask_w": 264, "mask_h": 264}]
</instances>
